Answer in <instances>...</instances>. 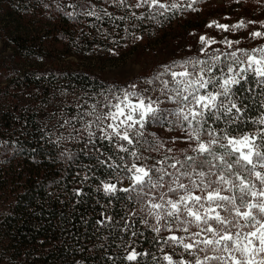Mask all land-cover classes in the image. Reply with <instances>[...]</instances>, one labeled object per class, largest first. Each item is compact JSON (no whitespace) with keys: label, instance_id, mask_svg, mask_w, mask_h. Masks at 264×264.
Returning <instances> with one entry per match:
<instances>
[{"label":"trees","instance_id":"1","mask_svg":"<svg viewBox=\"0 0 264 264\" xmlns=\"http://www.w3.org/2000/svg\"><path fill=\"white\" fill-rule=\"evenodd\" d=\"M132 1L0 0V36L20 65L0 68V264H162L167 237L153 231L147 215L144 222L136 193L127 183L113 196L102 189L122 174L127 157L100 140L88 143L93 138L64 145L41 119L55 99L119 86L87 62L96 46L127 44L136 34L147 40L181 22L186 10L184 1L168 0L179 7L159 15ZM237 100L246 105L243 122L209 127L240 134L260 126L264 85L250 79ZM167 124L151 123L146 132ZM130 248L141 253L137 261L125 259Z\"/></svg>","mask_w":264,"mask_h":264},{"label":"snow or ice","instance_id":"2","mask_svg":"<svg viewBox=\"0 0 264 264\" xmlns=\"http://www.w3.org/2000/svg\"><path fill=\"white\" fill-rule=\"evenodd\" d=\"M119 2L124 3L125 0ZM145 6L159 15H164L169 7H179L175 3L167 5L161 0H136L131 5L136 8ZM86 14L94 15L92 12ZM213 25L230 30L228 25L215 21L208 27ZM261 25L264 27V22ZM231 27L239 29L246 27V24L241 20ZM249 35L264 38L261 31H252ZM200 43H206L204 36L200 37ZM226 43L232 47L233 43L238 44L239 41ZM238 52L241 55H237ZM226 55L231 62L223 66L219 55L209 57L211 63L209 60L190 58L165 65L164 71L155 77L156 80L164 75L169 77L161 81L163 100L145 96L143 92L147 89L140 93L124 90L122 95L112 98L115 103L105 105L109 109L106 113L96 117L100 122V139L107 140L120 152L134 158L130 165L124 164V171L131 174L127 178L134 189H139L137 196L141 202L149 196L145 188H167L158 197L160 203L148 200L149 215L155 217L157 225L166 219L168 225L175 223L179 230L187 234V237L169 235L165 242L191 256V259L182 257L174 260L175 252L165 254L163 260L167 264H264V129L259 134L241 131L235 135V129L233 132L226 129L217 132L209 127V122L223 121L228 125L243 122L246 105L242 100H237V94L244 91V85L250 79L254 78L257 84L264 85V46L251 51L236 49ZM241 65L246 66L239 67ZM147 83L151 84L153 80ZM130 88L135 89L136 85ZM165 103L175 107L161 108L160 105ZM169 117L174 119L169 121ZM105 121L109 122L105 124ZM161 121L178 125L184 131L193 153L185 154L183 162L176 160L170 165L173 169H177V165L185 169H177L178 174L168 173L160 167L137 164L135 160L151 157H145L142 153L138 155L139 150L130 151L119 143L126 141L132 145L135 136L137 144L147 145L143 151L158 150L160 142L149 140L145 129L151 123ZM258 123L264 125V119ZM88 135L95 137L96 134L89 131ZM88 143L94 144L95 140ZM120 159L123 160V157ZM217 161L219 163H215ZM162 163L157 161V164ZM109 167L115 170L119 166ZM165 175L171 179L168 185L164 183ZM194 176L199 179H194ZM85 179L88 177L85 176ZM101 183L105 195L116 194L115 183ZM120 191L128 192L129 189L121 188ZM108 219L111 220V217ZM193 227L198 231H193ZM168 230L172 231V228L168 227ZM153 231L159 233L161 228L153 227ZM140 255L132 250L125 259L137 261Z\"/></svg>","mask_w":264,"mask_h":264},{"label":"rangeland","instance_id":"3","mask_svg":"<svg viewBox=\"0 0 264 264\" xmlns=\"http://www.w3.org/2000/svg\"><path fill=\"white\" fill-rule=\"evenodd\" d=\"M167 1L168 0H161L162 3H167ZM173 1H184L180 3L186 7L181 22H172L169 25L166 24L163 27L161 26L158 33L151 34L147 40H141L140 34H136L127 44L120 43L110 48H105L100 45L95 47L94 55L89 56L93 60L87 62L90 63L96 72L106 81L117 83L119 86L116 89L112 88L106 92H101L99 95L79 93L78 96L69 94V99H55L52 104L45 106L41 111V119L48 133H52V135L64 145H73L80 143L83 139L86 141L85 138H93L94 140H100L101 143L109 147V149L112 148L115 152L117 150L119 151L114 144H110L107 140L100 139L101 133L98 126L100 122L96 120L98 115H102L109 110L105 105L109 102H116L112 99L113 97L122 95L124 90L140 93L144 89H147L146 92H143L145 96L163 100V84L161 81L169 77L164 75L161 76L159 80H156L155 77L164 71L165 65L170 66L173 62L184 61L190 58L209 60V57L219 55L220 64L223 66L225 63L231 62L226 54L233 50L245 49L251 51L253 48L264 46V38H252L249 35L252 31L264 32V27L261 25V22H264V0ZM132 3L135 4L136 0H133ZM144 8H146V6ZM241 20L245 22L246 27L239 29L231 27ZM213 21L217 24L228 25L230 30L225 31L215 25L208 27ZM249 21H255L256 23H248ZM2 23L3 19L1 17L0 27ZM201 36L206 38V43H200ZM6 41L7 39L5 36H0L1 71L4 68L3 66L7 64L10 65L11 69L18 70L20 65L17 61L13 60L12 49L9 46H5ZM227 41H239V43H233L232 47H229L226 43ZM237 55L241 54L238 52ZM241 58L243 59L242 56ZM211 62L212 61L209 60V63ZM244 66L246 65H241L239 67ZM148 80H153V83H147ZM1 84L0 81V85ZM133 84L136 85L135 89L130 88ZM74 98L75 100H73ZM94 105L95 108H93ZM160 107L170 109L174 108L175 105L165 103L161 104ZM170 118L171 120L174 119L172 117ZM262 119H264V116ZM108 122L109 121H105L104 123L106 124ZM89 124L91 125L90 128L88 127ZM170 124L172 123L170 122ZM262 129H264V125L260 124L255 130L245 133L259 134ZM89 131L94 132L96 134L95 137H90L88 135ZM146 134L149 140H157L160 142L161 147H159L158 150L151 152L143 151V148L147 147V145L137 144V137L135 136H133L134 143L132 145L127 144L126 141H120L119 143L129 148L130 151L139 150L138 155L142 153L145 157H151L150 159L135 160L137 164L145 167H160L165 169L168 173L173 174H178L177 169L180 171L185 170L181 168L180 165H177V169L170 167L176 160H181L183 162L185 154H193L190 146L186 142L184 131L178 125L167 124L162 127H154L152 131L146 132ZM169 149H171V151H169ZM119 154L125 155V158L127 157L123 165L126 163L130 165L134 160L128 153L119 151ZM157 161H163V163L157 164ZM215 163L219 162L217 161ZM129 175L131 174L123 170L121 175L115 177L117 180H112L110 182L115 183L117 188L124 187V184L127 183L128 187L137 195L139 189H134L132 182L127 178ZM153 178L155 179V175ZM193 178L199 179L195 176ZM252 179L256 182L254 177H252ZM184 182L188 183L187 180ZM164 183L165 185L171 183V179L168 175L164 176ZM256 183L258 184V182ZM144 191L149 192V196L141 202V205H143L145 209L144 221L147 215L148 223L152 227H160L161 232L165 234L166 237L172 234L187 237V234L179 230L175 223L168 225L165 219L161 220L160 224L157 225L155 217L149 215L148 200L151 199L154 200V202L160 203L161 201L158 197L161 193L166 192L167 188H156L151 190L145 188ZM196 194L200 193L196 192ZM171 195L172 194H169V196ZM168 227H171L172 231H169ZM192 230L198 231V229L194 227ZM132 250L135 249H128L126 254ZM173 252H175L173 257L174 260H178L182 257L191 259V256L184 253L181 248H174L170 243L169 248L162 252V259L165 254H173ZM162 259H159V262L167 264V262ZM257 259H259V257H257Z\"/></svg>","mask_w":264,"mask_h":264}]
</instances>
